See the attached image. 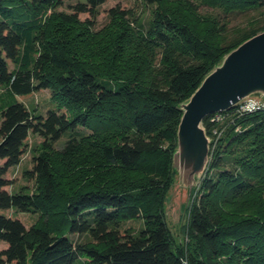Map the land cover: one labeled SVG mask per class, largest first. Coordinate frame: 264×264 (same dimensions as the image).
Segmentation results:
<instances>
[{"label": "trees", "instance_id": "16d2710c", "mask_svg": "<svg viewBox=\"0 0 264 264\" xmlns=\"http://www.w3.org/2000/svg\"><path fill=\"white\" fill-rule=\"evenodd\" d=\"M66 1L73 11H58ZM107 1L0 0V89L22 99L1 108L0 264H264L263 103L204 119L217 150L181 223L185 245L166 215L179 105L264 31V0H146L156 5L146 23L131 26L132 12L115 6L104 30L94 34L90 19L81 27L79 15L96 17ZM253 10L260 16L232 24ZM42 89L67 112L33 113L23 100ZM31 134L42 152L25 176L36 185L9 191ZM10 209L38 222L27 228ZM137 218L138 232L123 226Z\"/></svg>", "mask_w": 264, "mask_h": 264}, {"label": "water", "instance_id": "95a60500", "mask_svg": "<svg viewBox=\"0 0 264 264\" xmlns=\"http://www.w3.org/2000/svg\"><path fill=\"white\" fill-rule=\"evenodd\" d=\"M249 99L264 104V31L227 53L189 99L179 105L183 114L173 152L172 169L176 180L172 190L177 189L186 196L184 222L192 196L209 163L211 139L203 125L204 119ZM171 195L167 198V206Z\"/></svg>", "mask_w": 264, "mask_h": 264}, {"label": "rangeland", "instance_id": "374dc122", "mask_svg": "<svg viewBox=\"0 0 264 264\" xmlns=\"http://www.w3.org/2000/svg\"><path fill=\"white\" fill-rule=\"evenodd\" d=\"M76 1H66V4L59 7L58 11H65V12H72V8L69 7V5L75 4ZM115 6H119L122 9H127L128 11H131L133 16H129L130 24L133 26V20L138 17L146 23L153 15L152 11L153 8H155L156 5L149 4L146 0H108L105 4L101 5L99 7V12L96 15V17L91 16L88 13H81L79 15V21L82 24L81 27H84L86 25V22L88 19L91 20L92 26L91 29L94 34L96 32H100L104 30L108 23L110 22L109 18V9ZM53 11L49 10L46 15L45 19L49 18ZM260 10H253L250 11L247 15L238 14L236 17H233L232 24L236 25H244L246 24L248 20V16H260ZM114 30H117L116 28H112ZM99 37V36H97ZM98 40V39H97ZM96 40V41H97ZM95 43V41H94ZM96 45V44H95ZM100 59L99 57V51L98 49L93 50V57L92 60L94 62H98ZM258 99V98H257ZM22 99L18 97L17 95L11 94L8 92V90L4 87L0 89V123H1V108L7 106L8 104ZM252 100V99H251ZM24 103L27 105V107L35 114L38 115H46V113L49 110H59L66 111L67 109L62 104L61 101H59L57 98H53L51 91L48 89H42L37 92H34L30 97L25 98ZM257 101V100H255ZM86 132H91L90 129H84ZM211 138V137H210ZM67 139V135L62 138L60 141L55 143L54 147L56 149H62L63 144L65 140ZM41 139L31 134L28 139V149L26 154L22 157V160L20 164L17 166H14L10 169V173L7 174V177L12 181L11 185H8L6 188L9 191H19L22 188H27L26 190L32 191L35 187V180L29 179L25 176V171L28 169H32L34 165V157H37L42 152V146H41ZM213 146V145H212ZM215 148V149H214ZM217 148L215 145L210 148L211 151H216ZM171 201L170 204L167 206V221L169 222V226L171 229V232L176 240L179 241L181 245H185L187 241L186 235H183L181 229L182 224L184 223L183 219V208L186 201V196L183 193H180L177 189L171 191ZM6 214L8 215H14L16 217L21 218L23 222L25 223L26 227L29 228L30 226L36 224L38 222V214L37 213H22L17 212L14 209H10L6 211ZM145 225V222L142 218H137L133 220H128L124 223V227L131 228L134 232H138L143 226ZM72 237L76 238V235H73ZM6 243L0 241V250L6 248ZM237 257L231 260L228 264H236Z\"/></svg>", "mask_w": 264, "mask_h": 264}, {"label": "built area", "instance_id": "2783aa9c", "mask_svg": "<svg viewBox=\"0 0 264 264\" xmlns=\"http://www.w3.org/2000/svg\"><path fill=\"white\" fill-rule=\"evenodd\" d=\"M261 103L255 100H246L239 104L238 112L244 113L248 111H253L260 108ZM224 119V116L222 113L215 114L214 117H212V122H220ZM215 133H217V130H215Z\"/></svg>", "mask_w": 264, "mask_h": 264}]
</instances>
